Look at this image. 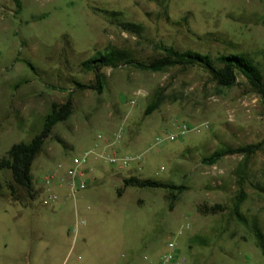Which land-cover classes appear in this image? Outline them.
I'll use <instances>...</instances> for the list:
<instances>
[{
	"label": "rangeland",
	"instance_id": "obj_1",
	"mask_svg": "<svg viewBox=\"0 0 264 264\" xmlns=\"http://www.w3.org/2000/svg\"><path fill=\"white\" fill-rule=\"evenodd\" d=\"M21 3L16 14L13 0H0V160L12 146L30 142L52 104L65 103L72 91L74 112L54 128L33 164L35 199L19 189L15 200L8 188L11 172L0 170V264H153L185 224L190 228L178 238V248L186 264H264L253 233L264 234V103L243 78L221 90L197 67L164 73L120 67L103 70L101 93L77 88L95 84L94 73L82 63L109 49L126 50L140 62L160 57L161 45L213 58L244 53L264 72V0ZM139 89L148 96L131 107ZM156 97L161 105L147 117ZM123 122L115 152L139 159L122 170L90 160L89 188L74 199L66 168L74 157L111 141ZM184 123L208 128L157 144ZM258 143L262 149L247 161L235 154L215 165L203 163L216 150ZM129 177L186 190L170 211L168 191L127 188L119 194ZM241 192L247 224L233 213ZM52 196L56 200L50 201ZM217 205L223 209L216 214L205 209ZM76 215L86 221L77 236ZM195 236L207 246L194 243Z\"/></svg>",
	"mask_w": 264,
	"mask_h": 264
},
{
	"label": "trees",
	"instance_id": "obj_2",
	"mask_svg": "<svg viewBox=\"0 0 264 264\" xmlns=\"http://www.w3.org/2000/svg\"><path fill=\"white\" fill-rule=\"evenodd\" d=\"M16 5V14L22 10L21 0H13ZM128 30L137 29L132 24H125ZM162 55L149 62H140L135 60L126 50L109 49L95 53L90 59L82 63V68L94 73L95 84L82 85L77 84L78 90H93L101 93L104 87L105 76L103 70H117L120 67H131L144 72L164 73L170 69L187 70L190 68H201L209 74L212 81L221 90L232 89L236 86L238 79L243 78L257 93L264 103V72L254 62L249 55L244 53L230 52L228 54H219L213 58L209 54H203L197 51L185 50L179 51L172 46L161 45ZM32 70L34 67L31 63L25 61ZM161 97H156L146 108L145 115L148 117L158 110L161 105ZM74 112L73 91L68 93L65 103H53L49 113L43 120L42 130L35 135L30 142H21L12 146L5 157L0 160V170L11 172L12 183L8 188L11 196L16 200L17 190H23L30 199L36 198V190L32 175L33 164L36 158L43 152L45 143L51 138L54 128L66 122ZM263 147V143L246 145L238 148H226L214 151L210 156L203 159V163L207 165H215L226 156L239 154L246 161L259 152ZM162 189L169 193V210L173 211L179 195H181L186 187L183 185H175L172 183L156 181L153 179H144L140 177H129L123 180V188L119 190V194L123 189ZM244 192L240 193L238 203L235 204L233 213L237 220L243 224H247V219L240 210V205L245 200ZM212 214L222 210V206L217 205L212 208L205 207ZM204 212V211H203ZM258 247L264 254V234L259 230L253 231ZM192 241L198 245L207 246L204 238L195 236Z\"/></svg>",
	"mask_w": 264,
	"mask_h": 264
},
{
	"label": "built area",
	"instance_id": "obj_3",
	"mask_svg": "<svg viewBox=\"0 0 264 264\" xmlns=\"http://www.w3.org/2000/svg\"><path fill=\"white\" fill-rule=\"evenodd\" d=\"M148 93L144 89H139L134 92L133 99L129 102L131 107L137 105L139 101L142 99L147 98ZM233 115H229V121H233ZM126 122H123L114 138L111 141L106 142L102 147H99V144L95 147L86 150L85 153L79 157H74L72 163L69 167L66 168V186L70 193V195L75 199V197L88 190L89 185L88 182L85 180L87 173H86V166L90 162V160H99L104 161L106 163H110L111 165L117 166L119 169H125L130 165L132 161L138 160V158H130V157H119L115 152L116 145L122 140L123 134L125 131ZM201 128H208L207 123H203L196 126H191L189 124H182L177 127V130L171 132L164 136L163 138L157 139V144H162L166 141H178L188 135L191 132L197 131ZM99 139H102V136H99ZM113 150L112 153H109L110 150ZM63 166L59 165L58 169H62ZM213 170H217L214 168ZM56 171L51 172V174L46 178V184L50 185L53 179L56 176ZM57 196H52L49 198L50 201L56 200ZM46 203H49L47 200ZM86 225V221L81 219L78 215H76V221L74 225V234L75 236L78 235L79 230L81 227ZM190 225L185 224L182 225L174 237L168 242L167 244V251L166 253L159 259L158 262L153 264H186V259L184 257H180V252L178 248V238L184 234L185 231L189 230Z\"/></svg>",
	"mask_w": 264,
	"mask_h": 264
},
{
	"label": "crops",
	"instance_id": "obj_4",
	"mask_svg": "<svg viewBox=\"0 0 264 264\" xmlns=\"http://www.w3.org/2000/svg\"><path fill=\"white\" fill-rule=\"evenodd\" d=\"M88 171H92V169H89ZM88 171H86L87 175L89 174V172H88Z\"/></svg>",
	"mask_w": 264,
	"mask_h": 264
}]
</instances>
